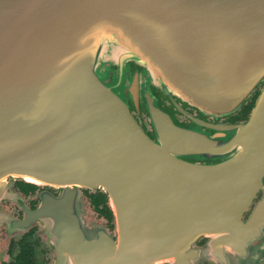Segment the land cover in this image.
Instances as JSON below:
<instances>
[{"label": "water", "instance_id": "obj_1", "mask_svg": "<svg viewBox=\"0 0 264 264\" xmlns=\"http://www.w3.org/2000/svg\"><path fill=\"white\" fill-rule=\"evenodd\" d=\"M263 82L264 0H0V201L24 210L5 223L44 224L56 264L75 240L63 233H93L97 264H160L203 236L218 247L264 178V87L237 124L183 105L225 118ZM14 180L59 195L29 210ZM81 189L107 194L116 240L85 228Z\"/></svg>", "mask_w": 264, "mask_h": 264}, {"label": "flooded vegetation", "instance_id": "obj_2", "mask_svg": "<svg viewBox=\"0 0 264 264\" xmlns=\"http://www.w3.org/2000/svg\"><path fill=\"white\" fill-rule=\"evenodd\" d=\"M264 82L256 89L255 93L242 105L241 109L231 116L214 120L211 117H204L200 113L183 105L185 113L206 121L209 124L232 125L244 122L249 116L257 97L259 96ZM168 109L173 110L170 103L163 101ZM250 105L249 112L243 115L246 106ZM177 124L194 126L190 118H187L176 111H173ZM137 123L142 130L152 139L156 140L151 123L146 113L141 112L137 115L133 112ZM197 165H208L214 162H193ZM169 169V168H167ZM167 169H164L167 171ZM172 170V168H170ZM165 178V177H164ZM170 189H172L170 187ZM12 194L21 198V202L29 210H34L39 206L40 196L50 192L59 195V191L49 186L41 187L24 180H14L10 187ZM172 198V194L168 195ZM81 215L84 226L87 229L96 227L104 228L106 235L114 240L117 238L115 218L107 194L102 190L81 189ZM104 207V212L100 208ZM11 217L16 221L24 219V210L19 203L5 197L0 201V264H56V253L54 251V241L49 240L44 224L32 222L28 227L22 229L9 228L5 223V218ZM240 230L234 236L222 235L218 247H209L211 244L210 236L199 238L187 250L186 256H176L170 261L160 264H264V178L258 187L252 201L242 213ZM66 239V235L61 241V261L60 264H97V253L93 252L98 244L90 238ZM95 236L97 233L95 232ZM84 249V252H82Z\"/></svg>", "mask_w": 264, "mask_h": 264}, {"label": "trees", "instance_id": "obj_3", "mask_svg": "<svg viewBox=\"0 0 264 264\" xmlns=\"http://www.w3.org/2000/svg\"><path fill=\"white\" fill-rule=\"evenodd\" d=\"M250 109V105L246 106V108L244 109L243 115L246 116L249 112ZM100 212H104V207L100 208L99 210Z\"/></svg>", "mask_w": 264, "mask_h": 264}]
</instances>
